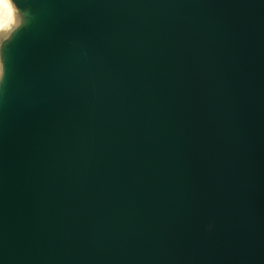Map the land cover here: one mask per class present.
<instances>
[{
    "label": "water",
    "instance_id": "1",
    "mask_svg": "<svg viewBox=\"0 0 264 264\" xmlns=\"http://www.w3.org/2000/svg\"><path fill=\"white\" fill-rule=\"evenodd\" d=\"M14 3L0 264H264V0Z\"/></svg>",
    "mask_w": 264,
    "mask_h": 264
},
{
    "label": "clouds",
    "instance_id": "2",
    "mask_svg": "<svg viewBox=\"0 0 264 264\" xmlns=\"http://www.w3.org/2000/svg\"><path fill=\"white\" fill-rule=\"evenodd\" d=\"M31 20L27 9H21L14 0H0V85L5 82V49L19 30ZM211 230V225L209 226Z\"/></svg>",
    "mask_w": 264,
    "mask_h": 264
}]
</instances>
